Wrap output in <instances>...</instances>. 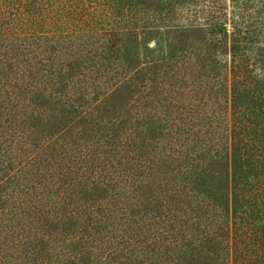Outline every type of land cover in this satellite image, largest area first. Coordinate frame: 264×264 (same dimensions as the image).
I'll return each instance as SVG.
<instances>
[{
  "label": "trees",
  "instance_id": "16d2710c",
  "mask_svg": "<svg viewBox=\"0 0 264 264\" xmlns=\"http://www.w3.org/2000/svg\"><path fill=\"white\" fill-rule=\"evenodd\" d=\"M0 264H264V0H0Z\"/></svg>",
  "mask_w": 264,
  "mask_h": 264
},
{
  "label": "rangeland",
  "instance_id": "374dc122",
  "mask_svg": "<svg viewBox=\"0 0 264 264\" xmlns=\"http://www.w3.org/2000/svg\"><path fill=\"white\" fill-rule=\"evenodd\" d=\"M153 39V38H152ZM154 42H155V40L153 39V40H151V44H154Z\"/></svg>",
  "mask_w": 264,
  "mask_h": 264
}]
</instances>
